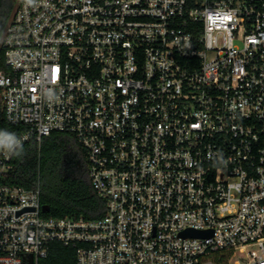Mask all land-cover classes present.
Wrapping results in <instances>:
<instances>
[{"label":"built area","instance_id":"obj_1","mask_svg":"<svg viewBox=\"0 0 264 264\" xmlns=\"http://www.w3.org/2000/svg\"><path fill=\"white\" fill-rule=\"evenodd\" d=\"M0 46V264H264V0H16ZM75 138L103 217L45 215L3 183ZM187 229L210 231L183 236Z\"/></svg>","mask_w":264,"mask_h":264},{"label":"trees","instance_id":"obj_2","mask_svg":"<svg viewBox=\"0 0 264 264\" xmlns=\"http://www.w3.org/2000/svg\"><path fill=\"white\" fill-rule=\"evenodd\" d=\"M16 0H0V43L14 12ZM0 46V71H6ZM3 183L26 189H40V201L46 216L103 217L105 201L94 190L89 178L85 153L75 138L54 132L40 142L31 140L14 156L11 170ZM45 264H74L75 249L58 242L50 245Z\"/></svg>","mask_w":264,"mask_h":264},{"label":"clouds","instance_id":"obj_3","mask_svg":"<svg viewBox=\"0 0 264 264\" xmlns=\"http://www.w3.org/2000/svg\"><path fill=\"white\" fill-rule=\"evenodd\" d=\"M31 3L32 0H27ZM20 145L19 139H17L13 134L0 133V150L11 151L13 147H18Z\"/></svg>","mask_w":264,"mask_h":264},{"label":"water","instance_id":"obj_4","mask_svg":"<svg viewBox=\"0 0 264 264\" xmlns=\"http://www.w3.org/2000/svg\"><path fill=\"white\" fill-rule=\"evenodd\" d=\"M210 231H202V230H194V229H187L183 232H181V235L183 236H191V237H203L210 235Z\"/></svg>","mask_w":264,"mask_h":264},{"label":"rangeland","instance_id":"obj_5","mask_svg":"<svg viewBox=\"0 0 264 264\" xmlns=\"http://www.w3.org/2000/svg\"><path fill=\"white\" fill-rule=\"evenodd\" d=\"M240 256H241V254L239 252H236L235 256H233V258H231L230 264H235V261L237 259H239Z\"/></svg>","mask_w":264,"mask_h":264}]
</instances>
